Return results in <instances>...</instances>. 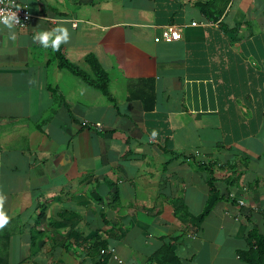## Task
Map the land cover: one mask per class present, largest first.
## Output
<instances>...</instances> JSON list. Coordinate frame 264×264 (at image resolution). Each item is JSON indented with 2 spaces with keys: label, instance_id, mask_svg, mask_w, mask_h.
Instances as JSON below:
<instances>
[{
  "label": "crops",
  "instance_id": "obj_1",
  "mask_svg": "<svg viewBox=\"0 0 264 264\" xmlns=\"http://www.w3.org/2000/svg\"><path fill=\"white\" fill-rule=\"evenodd\" d=\"M8 1L31 20L15 39L0 25V264H97L103 243L104 264L165 247L182 264L256 261L264 0ZM58 27L62 59L95 82L94 57L114 103L33 41ZM168 27L181 39L156 43ZM207 169L221 200L197 224Z\"/></svg>",
  "mask_w": 264,
  "mask_h": 264
},
{
  "label": "trees",
  "instance_id": "obj_2",
  "mask_svg": "<svg viewBox=\"0 0 264 264\" xmlns=\"http://www.w3.org/2000/svg\"><path fill=\"white\" fill-rule=\"evenodd\" d=\"M227 2L228 0H226V3ZM201 7H203L205 11L209 12L210 10L208 4L206 6H201ZM56 59L58 60V62L60 63L62 67H65L68 70H71L75 75L81 77L86 82H90V84L93 85L102 95H104L108 101H110L111 103H114V99L108 90V83H109L108 76L102 70L101 66L98 64V62L96 61L94 57L90 56L86 59V61L91 66L96 76L97 80L95 82L89 81L87 76L81 73L78 69L72 67V65H70L69 63L65 62L62 59L58 50L56 52ZM208 171H209L210 196H209V200L207 202V205H206V208L203 214L199 216L198 218H196L195 220H193L197 224L202 223L211 214L214 206L221 200L220 193L216 187V182L214 178L212 177L213 174L210 170ZM73 238L75 242L79 243L78 245H82L80 244V242H82L80 238L78 240L76 239V236H73ZM250 238L254 243V248L252 249V254H248V255L245 254L246 259H248L250 255H253L257 259L256 261H253V262L251 261V264H264V238L257 236L256 233H252L250 235ZM92 252L95 255H99V257L101 256V260L97 264H104L109 258V252H108L106 243L94 244V248H92ZM150 261L152 264H155V263L156 264H182L181 260L175 255L173 250H171V248L169 247L163 248V250H161L158 254H156L155 258L153 257Z\"/></svg>",
  "mask_w": 264,
  "mask_h": 264
},
{
  "label": "clouds",
  "instance_id": "obj_3",
  "mask_svg": "<svg viewBox=\"0 0 264 264\" xmlns=\"http://www.w3.org/2000/svg\"><path fill=\"white\" fill-rule=\"evenodd\" d=\"M19 22L16 13H10L8 15L0 16V24L5 26L10 31V39H15V33L11 30L14 28L15 24ZM69 39L68 31L63 27L55 28L51 31H42L38 32L34 37V42H39L44 48H49L53 51L59 49V46L62 42H67ZM157 136V132L153 130L151 132V137L155 138ZM3 203V197H0V205ZM7 217L5 214L0 211V226L6 223Z\"/></svg>",
  "mask_w": 264,
  "mask_h": 264
},
{
  "label": "built area",
  "instance_id": "obj_4",
  "mask_svg": "<svg viewBox=\"0 0 264 264\" xmlns=\"http://www.w3.org/2000/svg\"><path fill=\"white\" fill-rule=\"evenodd\" d=\"M10 13H16L19 22L15 24L17 28L24 29L29 21L31 20V14L28 8H18L14 2L8 0H0V16L8 15ZM2 25V24H0ZM192 26H196L195 23ZM181 39L180 33L172 27H168L162 34L161 38L155 40L156 43L159 42H175ZM86 126V122L83 123ZM95 127L99 130H102L101 124H95ZM190 161V160H188ZM240 205L243 204L240 202ZM109 252V251H108Z\"/></svg>",
  "mask_w": 264,
  "mask_h": 264
},
{
  "label": "bare ground",
  "instance_id": "obj_5",
  "mask_svg": "<svg viewBox=\"0 0 264 264\" xmlns=\"http://www.w3.org/2000/svg\"><path fill=\"white\" fill-rule=\"evenodd\" d=\"M250 233V232H249Z\"/></svg>",
  "mask_w": 264,
  "mask_h": 264
}]
</instances>
